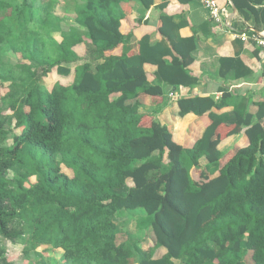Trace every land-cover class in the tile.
I'll return each mask as SVG.
<instances>
[{"label": "trees", "instance_id": "1", "mask_svg": "<svg viewBox=\"0 0 264 264\" xmlns=\"http://www.w3.org/2000/svg\"><path fill=\"white\" fill-rule=\"evenodd\" d=\"M130 1L62 0L74 6L81 28L64 31V19L53 13L59 0H0V57L7 45L21 57L17 64L32 68L21 90L0 74L8 83L1 102L14 119L6 143L10 117L0 110V264H11L3 240L24 243V254L33 251L38 264H49L48 250L60 252L54 264H131L144 235L165 253L137 264H246L248 251L252 264H264V102L253 117L213 113L218 104L211 97L179 98V116L197 115L204 130L189 148L176 143L138 108L147 97L161 100L162 82L194 83L187 67L195 37L167 48L151 45L145 33L136 53L124 51L137 28ZM253 12L264 21V7ZM34 20L43 36L29 58L13 36ZM160 21L158 33L169 39L177 25L163 15ZM81 43L80 56L73 48ZM78 61L84 62L71 67ZM145 63L157 73L148 75ZM43 77L52 79L49 87ZM243 128L248 145L221 153L218 144ZM14 167L23 169L16 179L8 177ZM32 176L35 183L25 187ZM137 216L148 220L141 238ZM124 227L126 240L117 244Z\"/></svg>", "mask_w": 264, "mask_h": 264}, {"label": "crops", "instance_id": "2", "mask_svg": "<svg viewBox=\"0 0 264 264\" xmlns=\"http://www.w3.org/2000/svg\"><path fill=\"white\" fill-rule=\"evenodd\" d=\"M235 1L236 4L234 0H216L219 6L227 10L221 22H216L210 17L208 9L200 0H152L147 8L138 0L128 3L129 20L137 28L136 33L123 44L124 51L136 53L138 40L145 33L150 34L151 45L162 41L167 48L170 47V41L195 37V49L191 52L192 62L187 67L195 79L194 83L172 88L162 82L161 100L147 97L138 108L140 114L152 115L164 125L172 134L173 140L183 147H191L201 136L204 126L193 113L179 116L177 99L211 97L218 104V107L211 109L213 113L236 111L240 114H251L253 117L259 110L257 104L264 102V53L255 44L242 41L237 36L241 32L251 30L264 33L262 17L259 14L254 15L253 12L264 7V0L248 1L252 8L243 5L245 0ZM60 5L63 10V16L60 18L74 22L73 16L69 19V6L64 5L62 1ZM162 15L171 18L177 25L169 39L160 35L157 30L161 25ZM73 27L81 29L77 25ZM73 49L78 55H84L85 44L81 43ZM81 49L82 54L79 52ZM165 59L170 61L171 57L165 56ZM83 62H75L71 67ZM143 69L148 75H154L158 70L152 63H145ZM55 78L57 76L52 75V79ZM247 145L248 139L243 128L240 133L224 138L217 148L224 154ZM203 159L205 160L204 157ZM148 245L152 247L151 244ZM164 253V247H157L153 257L158 258Z\"/></svg>", "mask_w": 264, "mask_h": 264}, {"label": "rangeland", "instance_id": "3", "mask_svg": "<svg viewBox=\"0 0 264 264\" xmlns=\"http://www.w3.org/2000/svg\"><path fill=\"white\" fill-rule=\"evenodd\" d=\"M60 4L62 0H59ZM60 4L55 5L53 9V13L58 16L62 17L63 16V10L62 6ZM69 10V19H71V16H75L73 14L74 6L71 5L68 7ZM64 31H66V28L69 26H79L75 21L73 22L72 20H67L64 23ZM39 34V35H38ZM41 36H43L41 29L39 28V23L38 20H34L32 23H28L24 21V25L20 26L16 31L13 36V40H15V44L17 45L16 47L21 48L22 51L24 52V56L31 57L33 54V47L37 45L38 43H41ZM54 37L57 40H60V32H56L54 34ZM83 49L79 50L80 54L83 53ZM3 57V58H2ZM1 63H0V74L3 76H10L12 79L10 81L15 82L16 84L13 87V90H21V86H25L28 82V77H29V72L32 69L29 66L22 65V64H17V62L21 61V57L19 54H15L12 50L9 49L7 45H4L2 50H1ZM33 60V59H32ZM34 62V60H33ZM52 80V79H51ZM51 80L45 79L43 77V85L46 87H49L51 85ZM42 84V83H41ZM8 83L5 82L3 83L0 80V110L1 114L4 117H10L6 118V122L4 124V128L7 130L8 134L6 143H11V137L14 132V119H11V114L12 111L8 108V106L4 103L1 102V98L5 93V89L7 88ZM40 85V82H39ZM207 162L202 158L200 159V164L203 167ZM23 173V169L19 167H14L13 169L8 171V177L10 178H18L19 175ZM18 176V177H17ZM36 181V177L32 176L29 179L26 180L25 182V187L30 186L31 184H34ZM136 215L131 216L132 219L134 220ZM124 217V216H123ZM136 228L138 229L137 231H141L145 226L147 225L148 220L137 216L136 217ZM131 222L134 224V222ZM125 227L121 228L119 233L116 235V243H121L126 240V235H125ZM137 235L139 238L143 237V231L137 232ZM145 239V243L140 244L139 250L134 251L133 253V258L131 261V264H137L139 258H143L144 256H148L152 252V255L156 251L157 247H151L148 244H151L148 239L147 235H144L143 237ZM23 247L24 243L22 242H13L10 240H3L2 241V248L4 249V255L6 259L11 263V264H38L39 258L34 254L33 251H31L29 254H24L23 252ZM45 247L41 246L38 247L37 251H43ZM59 254L60 252H56L54 250H48L47 257L44 259H48L49 264H54L57 261L59 262ZM46 256V255H44ZM245 261L246 264H251L252 260L250 257V252L248 251L247 254L245 255Z\"/></svg>", "mask_w": 264, "mask_h": 264}, {"label": "built area", "instance_id": "4", "mask_svg": "<svg viewBox=\"0 0 264 264\" xmlns=\"http://www.w3.org/2000/svg\"><path fill=\"white\" fill-rule=\"evenodd\" d=\"M200 1L204 5V7L208 9L209 15L214 21L216 22L222 21L223 17H225L227 13L225 7L219 6L216 0H200ZM237 36L242 41H249L255 44L260 49V51L264 53V33L251 30V31L241 32Z\"/></svg>", "mask_w": 264, "mask_h": 264}]
</instances>
